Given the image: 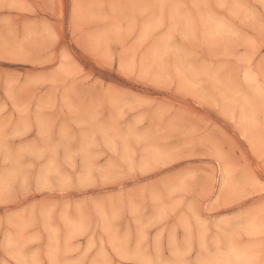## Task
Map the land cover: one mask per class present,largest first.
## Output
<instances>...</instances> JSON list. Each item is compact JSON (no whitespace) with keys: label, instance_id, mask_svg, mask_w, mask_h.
<instances>
[{"label":"rangeland","instance_id":"1","mask_svg":"<svg viewBox=\"0 0 264 264\" xmlns=\"http://www.w3.org/2000/svg\"><path fill=\"white\" fill-rule=\"evenodd\" d=\"M0 264H264V0H0Z\"/></svg>","mask_w":264,"mask_h":264}]
</instances>
